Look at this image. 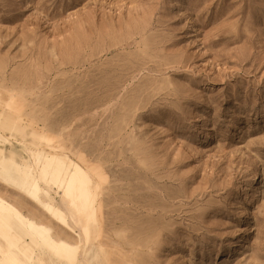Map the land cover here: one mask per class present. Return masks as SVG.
Segmentation results:
<instances>
[{
	"label": "rangeland",
	"instance_id": "374dc122",
	"mask_svg": "<svg viewBox=\"0 0 264 264\" xmlns=\"http://www.w3.org/2000/svg\"><path fill=\"white\" fill-rule=\"evenodd\" d=\"M53 155L82 227L0 181V264H264V0H0V163Z\"/></svg>",
	"mask_w": 264,
	"mask_h": 264
},
{
	"label": "bare ground",
	"instance_id": "6f19581e",
	"mask_svg": "<svg viewBox=\"0 0 264 264\" xmlns=\"http://www.w3.org/2000/svg\"><path fill=\"white\" fill-rule=\"evenodd\" d=\"M57 159L58 158L54 155L49 159L36 156V158H34V164L30 168L17 164L12 158H4L0 163V181L4 186L15 187L19 193L24 195L32 203L41 205L45 213L49 215L62 214L65 218H70V228L78 230L82 227V218L84 217L82 216L84 213H81L82 207L92 205L94 198L89 195L86 189V184L88 182L86 172L67 159L64 161L66 165L68 164L70 166L71 171L64 173V165L57 164ZM53 189L56 190L55 194L59 196V204L61 206L58 209L55 208L53 202L42 204L40 200V197L44 195L49 196V191ZM3 209L9 211L17 224L23 226L26 232L36 237V235L40 233L38 229L42 231L39 227L27 221L18 212L14 211L9 204L0 206V213ZM42 232L47 235L45 230ZM39 242L41 245L43 244L41 241ZM83 242L84 240L81 239L77 246H70L68 244H63L64 246H61L56 243L53 247L50 246L49 250L53 252L59 261L71 263L80 256L81 244H83ZM9 255L13 258L11 257L12 260L7 261L8 264H21L13 253H9Z\"/></svg>",
	"mask_w": 264,
	"mask_h": 264
}]
</instances>
